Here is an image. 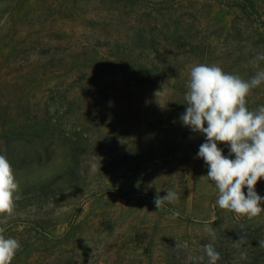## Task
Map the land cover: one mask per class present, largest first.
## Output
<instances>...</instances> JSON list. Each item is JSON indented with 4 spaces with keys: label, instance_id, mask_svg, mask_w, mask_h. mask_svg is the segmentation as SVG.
<instances>
[{
    "label": "rangeland",
    "instance_id": "rangeland-1",
    "mask_svg": "<svg viewBox=\"0 0 264 264\" xmlns=\"http://www.w3.org/2000/svg\"><path fill=\"white\" fill-rule=\"evenodd\" d=\"M258 57L264 0H0V154L20 184L3 225L22 244L12 264H185L207 243L217 264H264V212L215 205L205 137L180 120L192 65L248 79ZM261 105L264 85L248 97ZM168 189L179 199L155 209Z\"/></svg>",
    "mask_w": 264,
    "mask_h": 264
},
{
    "label": "clouds",
    "instance_id": "clouds-1",
    "mask_svg": "<svg viewBox=\"0 0 264 264\" xmlns=\"http://www.w3.org/2000/svg\"><path fill=\"white\" fill-rule=\"evenodd\" d=\"M262 85L264 70L244 79L216 64L196 63L189 69L184 93L186 109L180 116L185 127L205 137L197 157L206 164V176L217 190L215 205L249 219L264 212V197L256 191L257 183L264 179V105L256 109L248 106V97ZM219 144L228 147L227 155ZM159 192L153 199L155 209L179 199L172 189L163 196ZM19 193L13 165L0 154V264H12L22 248L18 239L5 235L3 226L15 214ZM206 232L215 240L212 229ZM241 242L242 238L238 239L236 246ZM260 243L264 246V241ZM202 253L186 255L185 264H217L221 258L213 243L203 245ZM244 258L246 254L242 252L241 259Z\"/></svg>",
    "mask_w": 264,
    "mask_h": 264
}]
</instances>
